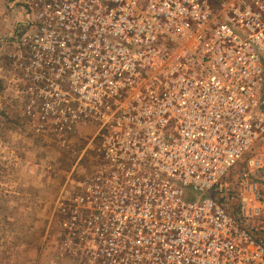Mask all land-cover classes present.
Here are the masks:
<instances>
[{"label": "built area", "instance_id": "2783aa9c", "mask_svg": "<svg viewBox=\"0 0 264 264\" xmlns=\"http://www.w3.org/2000/svg\"><path fill=\"white\" fill-rule=\"evenodd\" d=\"M46 1L33 40L63 68L24 115L97 130L61 202L75 254L264 264V0Z\"/></svg>", "mask_w": 264, "mask_h": 264}, {"label": "rangeland", "instance_id": "374dc122", "mask_svg": "<svg viewBox=\"0 0 264 264\" xmlns=\"http://www.w3.org/2000/svg\"><path fill=\"white\" fill-rule=\"evenodd\" d=\"M38 1L0 0V264H89L75 254L85 245L82 230L71 238L61 202L97 172L96 127L53 133L38 114L24 115L32 101L40 107L38 93L49 92L63 68L48 64L59 55L33 40L46 26L36 16L47 1Z\"/></svg>", "mask_w": 264, "mask_h": 264}]
</instances>
